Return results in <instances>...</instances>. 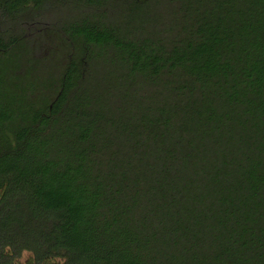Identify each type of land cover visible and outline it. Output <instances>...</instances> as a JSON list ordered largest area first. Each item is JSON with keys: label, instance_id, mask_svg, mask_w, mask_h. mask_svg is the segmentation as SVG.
I'll return each instance as SVG.
<instances>
[{"label": "trees", "instance_id": "16d2710c", "mask_svg": "<svg viewBox=\"0 0 264 264\" xmlns=\"http://www.w3.org/2000/svg\"><path fill=\"white\" fill-rule=\"evenodd\" d=\"M0 264H264V0H0Z\"/></svg>", "mask_w": 264, "mask_h": 264}, {"label": "rangeland", "instance_id": "374dc122", "mask_svg": "<svg viewBox=\"0 0 264 264\" xmlns=\"http://www.w3.org/2000/svg\"><path fill=\"white\" fill-rule=\"evenodd\" d=\"M28 258H29V255L28 254H24L22 261H25Z\"/></svg>", "mask_w": 264, "mask_h": 264}]
</instances>
